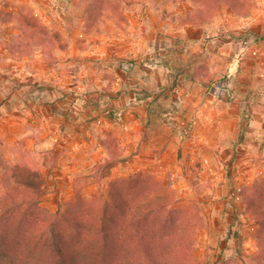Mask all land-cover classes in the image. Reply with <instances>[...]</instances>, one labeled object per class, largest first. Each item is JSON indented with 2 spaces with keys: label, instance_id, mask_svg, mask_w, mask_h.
Instances as JSON below:
<instances>
[{
  "label": "rangeland",
  "instance_id": "374dc122",
  "mask_svg": "<svg viewBox=\"0 0 264 264\" xmlns=\"http://www.w3.org/2000/svg\"><path fill=\"white\" fill-rule=\"evenodd\" d=\"M14 187L33 197L11 207ZM262 202L264 0H0V264H61L53 232L86 264L142 235L264 264ZM106 216L112 251L85 239Z\"/></svg>",
  "mask_w": 264,
  "mask_h": 264
},
{
  "label": "trees",
  "instance_id": "16d2710c",
  "mask_svg": "<svg viewBox=\"0 0 264 264\" xmlns=\"http://www.w3.org/2000/svg\"><path fill=\"white\" fill-rule=\"evenodd\" d=\"M7 198L10 199L11 207H19L28 202L30 198L33 197V191L30 187H14L8 191ZM110 201H115L122 205H128V200L126 198H109ZM158 198L152 199V202L149 200L142 199L140 201L141 208H148L151 205H154ZM255 218L257 221L264 225V202L259 205H255ZM151 209L153 207H150ZM70 212H66L67 219L69 222H73L75 228L77 229L78 235L83 236L86 233V227H84L82 221L78 217H72ZM140 217H142L139 214ZM58 217V212L46 214L39 222L37 226V232L45 233L52 225L55 224ZM106 222L103 224V230L100 233H91L85 237L86 241L91 243L103 244L102 246L105 251H112L118 248L119 239L123 237L117 232L116 218L113 216H106ZM111 223V224H110ZM110 227V229H109ZM263 229V228H262ZM55 247L58 252V257L61 261V264H86L85 257L82 251L80 250V244L83 242L76 243L75 246L69 238H67L62 232H53L52 233ZM124 239V238H123ZM258 239L260 242V251L257 254V258L260 260L264 257V229L259 232ZM167 240L154 238L151 235H142L137 239L133 240L134 252H127L118 254V258L115 260L117 264H195L194 256L188 253H182V249H177L179 246L168 245ZM115 244V247L113 248ZM118 244V245H117Z\"/></svg>",
  "mask_w": 264,
  "mask_h": 264
}]
</instances>
